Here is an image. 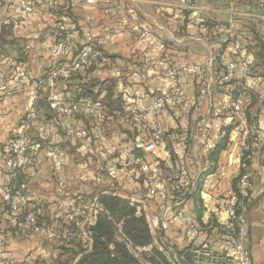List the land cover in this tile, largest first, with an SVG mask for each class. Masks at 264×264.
<instances>
[{
  "label": "built area",
  "instance_id": "1",
  "mask_svg": "<svg viewBox=\"0 0 264 264\" xmlns=\"http://www.w3.org/2000/svg\"><path fill=\"white\" fill-rule=\"evenodd\" d=\"M62 1L0 0V7L3 8L0 23V85L9 88L12 82L19 81L30 87L31 94L15 135L4 145L0 155L3 169L10 174V180L3 188V196L9 205L11 222L20 232L38 236L35 251L28 252L24 259L18 260L8 255L6 232L0 225V264H33L36 260L39 264H58L53 251L46 246L57 238L84 240L89 248L92 247L93 231L90 227L96 223L98 213L103 210L98 195L87 202L76 201V197L69 194L70 185L59 179L56 183L60 192L58 211L69 225L61 227L58 220L50 225H41L36 211L38 204L32 203L33 196L29 193L28 183L19 179L25 169L37 165L36 153L40 143L50 144L52 158L57 161L65 163L71 156L74 157L70 146L65 144L77 134L88 136V129L80 122L76 124L77 115L82 113L93 117L95 134L93 141L88 139L82 145L77 143L76 161L82 162L84 157L93 152L108 164L106 173L116 181H123L125 171L137 175L143 181V200L128 197L132 204H137V214H145L153 241L144 246L135 244L124 233L122 221L117 224L116 230L117 239L125 244L133 256L142 260L144 251L156 248L166 256L168 264H256L247 245L249 219L244 201L254 185L252 163L264 146V94H255L261 101V107L259 113L252 117L250 102L255 91L251 78L255 58L253 52L245 49L246 30L233 28L231 31L232 51L236 58H229L226 50L219 55L220 67L216 74L222 86L219 106H213L208 115L202 118L199 109L209 96L212 77H206L197 64L183 63L176 66L166 55L160 56L156 68L162 78V90L157 91L145 106L134 104L151 86L148 72L144 69L139 72V86L133 89L131 95L132 121L141 124L144 131L116 142L113 134L106 130V110L102 100L86 97L81 101L69 102L61 90L50 86L58 79L72 78L93 60L103 57V40L98 34L85 30L82 48L72 60L65 61L69 53L68 28L64 18L56 14L55 33L59 37L50 48L52 65L35 82L2 46L1 32L4 26L16 23L19 28H26L31 22L30 16L38 7L54 6ZM102 1L109 3L111 0H74L72 6L81 3L100 4ZM174 1L187 6L194 2ZM238 1L231 0V5ZM16 8H20L21 15H13ZM258 17L264 29V14ZM235 18L232 16L229 26L220 27V31L227 32L228 28H232ZM192 22L197 23L198 20L193 19ZM64 33L65 36L61 37ZM22 37L25 40L24 49L29 51L40 36L24 32ZM141 37L144 43L155 46L160 53L164 52L161 45L151 42L149 31ZM216 60L217 57L213 56L212 64ZM188 74L194 75L198 84L196 94L190 99L186 98L184 88ZM42 88H45V95L41 92ZM42 100L54 112L50 119L40 115L38 105ZM166 111L177 120L176 125L167 132L158 122ZM228 112L230 122L227 121ZM168 135L172 140L171 152L168 157H163L160 151L165 149ZM232 144L238 148L240 172L234 180L227 181L226 191L221 194L218 192L219 186L227 178L228 172L225 166L209 157L219 147L225 148ZM203 155L208 164L209 160L212 163L192 172L190 159L198 162L203 159ZM163 160L174 163L177 171L173 175H164L161 169ZM93 176L95 183L103 181L101 173H93ZM111 189L106 188L101 193L111 192ZM113 191L122 195L117 189ZM204 195H208L210 203L214 205L212 216L205 223L202 222L201 214ZM148 199H154L159 208L151 210ZM80 256L72 264H78Z\"/></svg>",
  "mask_w": 264,
  "mask_h": 264
},
{
  "label": "crops",
  "instance_id": "2",
  "mask_svg": "<svg viewBox=\"0 0 264 264\" xmlns=\"http://www.w3.org/2000/svg\"><path fill=\"white\" fill-rule=\"evenodd\" d=\"M73 1L63 0L54 6H40L30 16L29 26L18 28V30L17 28H8V31L3 34L1 32V43L4 50L17 59L21 68H24L31 75L34 82L44 76L52 65L50 48L54 40L59 37L55 33V15L59 14L64 18L65 26L68 28L69 53L64 60H72L78 50L82 48L84 31L92 30L103 40L101 43L103 57L101 62L88 73L89 78L96 81L107 78L115 80L118 92L125 93L129 103H133L131 95L133 88L139 86V72L141 70H147L151 86L146 90V94L134 104L145 106L156 95L157 91L162 90V78L156 68V62L160 56L166 55L176 66L183 63L200 66L206 74L205 76H211L213 79L209 96L202 102L199 109L202 118L208 115L213 106H219L221 103L222 86L216 75L217 69L219 70L220 67L218 58L224 50L228 51L229 58H236L231 53V45H228V40L232 38V29L247 27L251 33L253 30L255 33L264 30L258 17L264 14V8L250 2H236L232 6L231 2L226 0H194L192 5L187 6L174 0H111L109 3L102 1L100 4L81 3L72 6ZM46 7H50L52 10L43 11ZM19 10L20 8H16L13 15H21ZM2 14L3 8L0 7V23ZM232 16L236 17L234 26L228 28L227 32L220 31V27L229 26ZM193 19L198 20V22H192ZM146 31L151 33L152 43L164 48L163 53H160L155 46L142 41L141 36ZM24 32H33L40 36L29 51L24 49L25 40L22 37ZM255 33L251 34L252 45H250V50L254 55H257L251 78L254 85V95L264 94V42L260 43L261 41ZM213 56L217 57L215 64L211 62ZM53 84L55 83H51L50 86L54 88L56 85ZM197 85L195 76L188 74L184 84L187 99L196 94ZM30 100L29 86L19 81L12 82L9 88H3L0 85V155L4 145L15 135ZM38 107L40 113L50 111L46 101H40ZM259 107L260 103L255 95L250 102V115L252 117L259 113ZM226 116H228L227 121L230 122L229 112L226 113ZM121 120L116 119L109 123L110 133L113 134V140L116 142L127 137L123 132L124 129L120 127ZM79 122L81 124V121L77 119L76 124ZM176 123L177 120L167 113L161 122L166 132L169 128H173ZM209 127L212 128L211 123H209ZM166 138L165 149L160 151L163 157L170 155L172 146L170 136L168 135ZM65 145L72 147L73 142L71 144L70 141H67ZM71 150L73 151L72 148ZM237 151V145L232 144L221 148L216 159L212 157L214 152L209 157L214 162L225 166L228 172L227 178L222 180L219 186L218 192L221 194L226 191L227 181L234 180L240 172V159L237 156ZM51 153L52 147L49 143H40L36 153L37 165L25 169L19 179L27 181L29 193L33 196V204L40 205L44 201L58 209L60 192L57 190V181L59 179L65 180L71 187L69 194L76 197L83 186L79 185V188L74 186L81 168H79V163L74 157L71 156L70 161L64 163L53 159ZM72 155H75V151ZM202 158L198 162L190 159L192 172L199 171L201 166L208 167L212 163L208 159V164L206 156L203 155ZM73 160L75 165L71 163ZM73 166L78 170L74 168L71 170ZM104 166L107 169L108 164L104 162ZM252 168L254 185L244 201L249 217L247 245L255 263L264 264V146L253 161ZM161 169L164 175H173L177 171L174 163L164 160ZM91 175V179H93L94 176ZM105 178H103L104 182ZM9 180L10 174L3 169L0 163V225L6 232L8 255L22 260L28 251H35L38 236L31 234L29 240L24 239L21 234L26 233L20 232L19 228L11 222L9 210L5 212L3 202L6 200L3 196V188ZM142 182V179L137 175L125 171L124 186L122 182H118L115 189L124 196H133L143 200ZM90 188L87 187V189ZM203 197L204 203L201 214L202 222L205 223L211 218L214 205L210 203L208 195ZM158 208L157 204H151V210L154 211Z\"/></svg>",
  "mask_w": 264,
  "mask_h": 264
},
{
  "label": "trees",
  "instance_id": "3",
  "mask_svg": "<svg viewBox=\"0 0 264 264\" xmlns=\"http://www.w3.org/2000/svg\"><path fill=\"white\" fill-rule=\"evenodd\" d=\"M226 1L231 2V0ZM238 2H250L264 8V0H239ZM8 28H17L18 30L19 27L16 23H13L11 26H4L2 34L5 31H8ZM244 29L246 30L244 40V44H246L245 49L250 50V45H252V35L255 32L253 30L251 33L250 29L247 27ZM255 35L260 39V41L264 42V30H259L255 33ZM231 42L232 39L228 40V45H231L232 47ZM231 53H233V51ZM101 60L102 57L100 59L93 60L91 64L87 65L83 70L75 73L72 78L68 80H56L53 82L55 83L53 85H56L54 88L58 87V89L66 95L69 102L81 101L86 97L102 100L106 110V130L108 132L111 131L109 123L116 119H122L120 127L121 129H124L123 132L126 134V138L134 137L136 134L144 131V127L141 124H137L132 121L130 110L133 107V103L127 102L125 93L122 94L121 92H118L115 80L107 78L96 81L90 79L88 76V73L92 70V68L98 65ZM44 89L45 88H42L41 92L45 95L46 91ZM254 96L255 95L253 94L252 100ZM256 98L261 107V101L257 95ZM42 101L45 102V100ZM166 113L170 114L166 111L164 115L158 119L160 124ZM40 115L45 119H50L54 116V112L50 110L40 113ZM77 118L81 121V124L88 129L89 134L87 137L77 134L74 139H68L71 144L74 142L72 147L70 146V150L72 148L73 151H75V154L77 153V143L82 145L88 142V139L93 141L95 134L92 116L82 113L77 115ZM221 148H223V146L219 147L218 150L214 152L212 156L214 159L218 157ZM31 149L35 151L33 147ZM73 151L71 150L72 154ZM74 159H76V155H74ZM83 161H87L93 166L95 169H93V173H101L103 177L107 175L104 161L101 156L90 152L86 157H84ZM77 162L80 163L79 161ZM116 182L118 183V181ZM103 183L104 180L101 183H95L93 181V185L90 189L81 188V191L76 196V201L83 200L84 202H87L98 195L99 201L103 205V210L98 213L96 223L90 227L93 231L92 247L89 248L84 240L76 241L57 238L54 242H51L46 246L48 249L53 251L58 264L64 255H68L69 258H72L77 257L80 254L81 256L77 261L78 264H145L143 261L151 262L153 264H168L166 256L162 251L156 248H153L152 251L149 252L144 251L141 256L142 260H140L130 253L123 242L117 239L116 230L117 224L120 221L123 222L124 233L137 245L144 246L150 244L153 241V233L145 214H137V204H132L128 196L114 193L113 190L115 187H110L112 188L111 192L101 193L104 189L108 188V186L102 187ZM122 185L124 186L123 181ZM3 207L5 212H8L9 206L7 201L3 202ZM36 211L41 225H50L55 220H58L61 227L69 225L68 222L61 215H59L58 209L50 206L48 202L42 201L40 205H37ZM111 244H113L112 247ZM67 262L68 261H64L63 263L66 264ZM33 264H39V262L36 260Z\"/></svg>",
  "mask_w": 264,
  "mask_h": 264
},
{
  "label": "rangeland",
  "instance_id": "4",
  "mask_svg": "<svg viewBox=\"0 0 264 264\" xmlns=\"http://www.w3.org/2000/svg\"><path fill=\"white\" fill-rule=\"evenodd\" d=\"M39 9V7L37 8V10ZM47 9H50V10H52V8H50V7H46V8H44L43 9V11H46ZM260 43H263V41H261ZM252 52V51H251ZM253 55H254V53H253ZM257 55L255 54L254 55V58L256 57ZM255 62V61H254ZM76 160V159H75ZM70 161V160H69ZM69 161H67V162H69ZM71 163H73L74 165H75V161L73 160V162H71ZM78 163V162H77ZM80 164H81V166H80ZM79 168H81L80 170H79V174H77L78 175V178H77V181H75V183H74V186L77 188H79V185H83L81 188H86L87 189V187H92V185H93V179H91V174H93L92 173V171H93V166L92 165H90L87 161H82V162H80L79 164ZM74 168V166L71 168V170ZM74 169H76V170H78L77 168H74ZM73 169V170H74ZM95 170V169H94ZM106 178V180H105V182L102 184V187H106V186H108V188H110V187H116L117 185H118V183L116 182V180H115V178L114 177H112V176H110V175H107V176H105ZM112 177V178H111ZM101 187V188H102ZM149 201H147L148 202V204H149V207H151V204H156V202H155V200L154 199H148ZM155 210V209H154ZM248 219H249V217H248ZM249 221V220H248ZM31 234L32 233H29V232H26V234H21V235H23L24 236V239H26V240H29L30 239V236H31ZM19 237H21V236H19ZM34 251V250H33ZM28 252H31V250L30 251H28ZM27 252V253H28ZM78 257V256H77ZM77 257H68V255H64V257H62V259H60V262H59V264H64L63 262L64 261H68L66 264H72L75 260H76V258ZM260 258H261V255L259 256ZM263 259V258H262Z\"/></svg>",
  "mask_w": 264,
  "mask_h": 264
}]
</instances>
